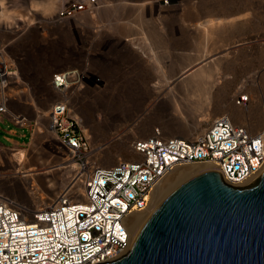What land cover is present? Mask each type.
Segmentation results:
<instances>
[{"label":"rangeland","instance_id":"374dc122","mask_svg":"<svg viewBox=\"0 0 264 264\" xmlns=\"http://www.w3.org/2000/svg\"><path fill=\"white\" fill-rule=\"evenodd\" d=\"M42 1L5 0V6L14 15H22L29 12L32 2ZM54 1L49 15L34 11L29 26L18 21V34L0 30V47L19 41L21 32L30 27L27 57L21 65L24 76L31 73L36 80L40 74L45 80L52 69L87 65L85 77L91 84L86 83L80 92L74 88L70 102L90 140L92 160L102 167L112 166L118 158L130 159L131 142L146 138L154 128L166 136L184 137L176 125L188 124L193 127L190 138L228 109L238 108L233 98L239 92L248 93L252 103L261 91L264 100V0L261 4L251 0L256 1V8L252 4L240 15H232V0H172L167 5L164 0H96L92 14H81L65 23L73 26L74 36L64 31L69 28L51 30L47 25L68 0ZM38 22L46 24L43 30L48 38L37 33ZM50 35H56L57 40L52 41ZM22 37L12 48L16 53L24 50ZM71 39L75 53L68 57L65 51ZM43 46L46 50L40 51ZM208 63L219 64L212 90H174V83L185 73ZM20 92H13L18 98H12V103L28 100L27 91ZM44 111L49 112V106L40 115ZM254 111L255 115H248L250 119L264 112L262 107ZM38 118L37 122L43 120ZM10 130H15L13 138L20 145L28 143V129L16 128L7 120L0 121V143L9 145L5 136ZM40 141L34 136L29 148ZM16 150L0 149V196L18 203L30 192L29 177L23 175L32 174L37 185L43 186L45 168L51 170L47 177L58 182L61 178L54 169L73 165L65 158H56L54 149H23L27 152L25 168L17 170L12 159ZM31 168L34 170L29 172ZM72 177L73 171L64 175V180Z\"/></svg>","mask_w":264,"mask_h":264},{"label":"built area","instance_id":"2783aa9c","mask_svg":"<svg viewBox=\"0 0 264 264\" xmlns=\"http://www.w3.org/2000/svg\"><path fill=\"white\" fill-rule=\"evenodd\" d=\"M172 0H164L167 5ZM96 0H68L55 13L59 21L92 14ZM17 59L0 48V115L6 114L18 77ZM81 70L55 73L51 89L59 97L48 120L55 137L56 158H67L73 177L82 184L80 195H62L56 201L26 212L9 198L0 200V264H98L124 255L131 244L128 219L146 211L154 186L176 167L204 164L219 172L222 180L244 187L264 170V128L252 133L228 116L214 118L190 138L166 136L154 128L146 138L131 142L134 157L117 159L102 167L92 160V146L80 121L73 115L70 93L86 83ZM99 84V80H96ZM91 84V83H90ZM11 88V92H7ZM246 92L233 98L235 107L249 105ZM24 116L15 117L19 126Z\"/></svg>","mask_w":264,"mask_h":264},{"label":"water","instance_id":"95a60500","mask_svg":"<svg viewBox=\"0 0 264 264\" xmlns=\"http://www.w3.org/2000/svg\"><path fill=\"white\" fill-rule=\"evenodd\" d=\"M98 264H264V170L244 187L208 170L154 208L128 251Z\"/></svg>","mask_w":264,"mask_h":264},{"label":"bare ground","instance_id":"6f19581e","mask_svg":"<svg viewBox=\"0 0 264 264\" xmlns=\"http://www.w3.org/2000/svg\"><path fill=\"white\" fill-rule=\"evenodd\" d=\"M54 0H44V2H32L31 3V9L29 12L25 14H16L9 12L8 9L5 6V0H0V30L2 32L8 33V34H18L19 31L17 28L20 26L17 24V22L23 23L25 26H29L31 24V19L29 16L33 15L34 11H40L41 14L44 16L49 15L52 10L54 9ZM1 48V47H0ZM212 64V63H211ZM214 65V64H212ZM219 65V64H218ZM210 66V63L203 65H199L195 70H191L188 73H185L183 77L174 83V90L178 91L180 87L182 88H190V87H197L199 91H210L214 88V85L212 83L213 77L216 75V72L219 70L217 66ZM18 79L15 77L13 78V84H16ZM208 84V85H207ZM21 84L18 82L16 85V88H20ZM12 89L8 88L7 92H10ZM20 93H24V90H22ZM241 93V92H239ZM19 94V93H18ZM17 95V94H16ZM11 100H13L12 95L7 94ZM255 101L250 103V107H243V108H230L227 111L224 112V116H228L230 120L236 124L241 126H247L249 131L254 133H258L262 131L264 128V112L263 115L253 117V119H250V114L252 117V114L256 113L254 111L255 109H258L259 107L263 108L264 111V100L261 91H258L256 93V96L254 97ZM251 101V99H250ZM48 111H44L42 115H39V120L44 118H48ZM249 115V116H248ZM249 117V119H248ZM263 124V128H262ZM178 132L183 135L181 138H187L190 136L189 130L193 128L192 126L188 124H181L176 125ZM195 135V134H194ZM193 136V135H192ZM176 137V136H175ZM132 153V152H131ZM27 152L23 149L16 150L15 154L12 156L13 162L15 166L17 167V170L24 169V161L26 159ZM134 157L133 153L130 159ZM121 159V158H120ZM122 160H128V159H122ZM65 162L68 161L67 158H65ZM74 165L71 166H65V167H56V172L59 173V177L61 178L58 182L55 180H52L47 177V174L51 172L50 168H45L44 171V185L39 186L37 185L36 181H34L32 174L23 175L22 177H25L29 181V187L30 192L27 194L28 197L23 198L24 200L21 201L22 203H19L18 206H21L26 212H31L34 209H37L40 205H46L50 204L57 200V198L61 197L62 195H80L83 191L82 184L80 183V180L75 177L74 179L70 181L64 180V175L70 173L71 171L74 172ZM34 169L31 168L28 171L32 172ZM52 170V171H54ZM211 170L207 165L204 164H185L181 165L179 167H176L174 170H172L168 175L163 177L152 189L149 197V206L144 212L135 213L128 219L130 232H131V242L141 227L144 220L148 217V215L154 210V208L165 198V196L175 187H177L182 182L186 181L187 179H190L196 175H199L205 171ZM70 178V177H69ZM26 183L25 186H26ZM27 191L26 188H23ZM37 196V197H36ZM1 200V196H0Z\"/></svg>","mask_w":264,"mask_h":264},{"label":"crops","instance_id":"0c3cea01","mask_svg":"<svg viewBox=\"0 0 264 264\" xmlns=\"http://www.w3.org/2000/svg\"><path fill=\"white\" fill-rule=\"evenodd\" d=\"M260 1L261 0H258V4H261ZM255 2L256 1H253V3H255ZM253 3L251 0H237V2H236V0H232L231 6H230V11H232V15L245 14L247 11H249L252 8L251 5ZM255 4H253V8H256ZM258 7H261V6L258 5ZM70 20H73V19L59 21L55 18V14H54V16L51 19H49L47 25L52 27L51 30L53 28H57V27H61L62 30L69 28V29H66L64 31H67V34L74 36L75 32H74L73 26L69 25V27H66L67 24H65L66 22H68ZM36 25L40 27L38 29V31L36 30L37 33L39 32L42 37L48 38V36H46V32L43 30V26L46 24H44L42 26L38 22ZM37 26H35V27H37ZM35 27H34V29H36ZM29 30H30V27L21 32V37L22 36L24 37L23 41L21 42V44H23V47H24V50L22 52L18 51V53H16L12 49L14 44H16L22 40L21 37L18 38V39H20L19 41H16L18 39H15L14 40V41H16L15 43H10L11 41H8V44H5L2 46V47L7 48V52L12 58L17 59V69H18V72H17L18 81H17V83L19 82L22 85V87L16 88V85H17V83H16L15 87L13 88V91L18 93L21 91V89L26 90L28 93V100L24 103H22V102L20 103L18 101L12 103L13 102V100H12L10 105H9L7 113L0 115V121L1 122L7 120L10 123H12L14 125V127H16V128L28 129L29 141L27 144L20 145L13 138V136H15V133H16L15 130H10L7 133V136H5V140L8 142L9 145L5 146L2 143H0V149H55V147H56L55 137L51 132L50 123H49V120H47L48 118L46 120H42V121L37 122L36 117H35V116H39L41 114L42 109H44L46 106H49V110H50L51 106L57 100H59V97L56 96L51 89V77L55 73H63V72L72 71V70H81V71L87 72V69H86L87 65H83L81 67H73V66L64 67L63 66L62 68H59V69H52V71L48 73V77L45 80L41 79L42 76L40 74H37V75H39V79L37 78V75H36V80L32 77L31 73L30 74L25 73L26 76H24L23 72L21 70V65H22V63H24V61L26 60V57H27V55L25 53V45H27L29 43V41L26 39L30 35L29 33H27V32H29ZM30 33H31V31H30ZM49 37H51L52 41L57 40L56 35H50ZM24 41H25V43H24ZM71 41H72L71 45L67 46L66 51H65L66 52L65 54L68 57H69V55H73L75 53L74 52V43H73L74 41H73V39H71ZM43 47L44 48H40V51L46 50L45 49L46 46H43ZM13 52L15 54H13ZM37 79H38L39 84L37 82ZM30 83H34V85H32V87H31ZM70 94H72V93H70ZM21 96H23V95H21ZM12 97H13V99L18 98V96H17V98L14 96V93L12 94ZM71 100H72V98L70 97V101ZM42 106H45V107L43 108ZM18 116H24L27 118L28 121H27V124L25 126H19L16 124L15 117H18ZM75 117L80 121V124L82 126V120L79 117V115H75ZM34 136H38V138H40L41 141L38 143L37 146H34L33 148H29V146H31V144H32Z\"/></svg>","mask_w":264,"mask_h":264}]
</instances>
